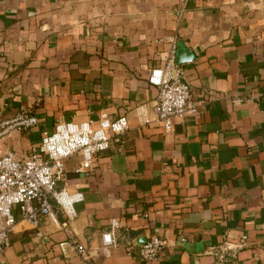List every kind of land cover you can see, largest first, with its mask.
Masks as SVG:
<instances>
[{"label": "crops", "instance_id": "0c3cea01", "mask_svg": "<svg viewBox=\"0 0 264 264\" xmlns=\"http://www.w3.org/2000/svg\"><path fill=\"white\" fill-rule=\"evenodd\" d=\"M179 2L0 0V121L38 119L3 150L24 159L61 121L128 119L91 170L64 160V184L83 195L76 217L66 228L59 211L37 230L18 221L0 264H84L65 241L90 264H264V0H189L178 20ZM174 44L193 55L181 66L202 112L165 131L148 78ZM153 236L165 244L158 261L127 255Z\"/></svg>", "mask_w": 264, "mask_h": 264}, {"label": "built area", "instance_id": "2783aa9c", "mask_svg": "<svg viewBox=\"0 0 264 264\" xmlns=\"http://www.w3.org/2000/svg\"><path fill=\"white\" fill-rule=\"evenodd\" d=\"M188 2L180 0L175 9L178 20L182 18ZM174 52L175 44L163 65L151 69L148 78V82L157 89L152 113L165 131H170L174 120L202 112L200 103L190 101V86L183 67L173 63ZM237 101L242 102L243 99ZM37 125L38 119L33 114L20 111L12 118L0 121V140L13 131L29 130ZM127 130L125 115L112 120L102 113L95 124L92 121H61L51 131L42 130L39 145L31 148L24 159H18L13 152L0 147V254L8 249V235L18 221H26L37 230L45 218L57 222L59 211L64 219L62 226L66 228L76 217L75 204L83 200V195L70 192L64 184V160L77 154L80 157L78 171H89L95 156L107 150ZM110 225V231L101 236V251L105 257L116 245L114 233L118 223L112 220ZM36 234L41 236L39 231ZM164 247V241L153 236L135 249L129 247L126 253L142 262H152L160 259ZM60 248L62 251H75L84 264H90L82 245L65 241Z\"/></svg>", "mask_w": 264, "mask_h": 264}, {"label": "water", "instance_id": "95a60500", "mask_svg": "<svg viewBox=\"0 0 264 264\" xmlns=\"http://www.w3.org/2000/svg\"><path fill=\"white\" fill-rule=\"evenodd\" d=\"M185 52H189V49H184L181 44L178 45L176 53L173 57V63L181 65L182 63H189L193 59L192 54L184 55Z\"/></svg>", "mask_w": 264, "mask_h": 264}]
</instances>
